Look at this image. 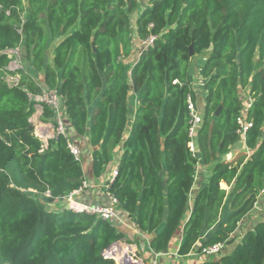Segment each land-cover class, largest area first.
<instances>
[{
	"label": "trees",
	"instance_id": "obj_1",
	"mask_svg": "<svg viewBox=\"0 0 264 264\" xmlns=\"http://www.w3.org/2000/svg\"><path fill=\"white\" fill-rule=\"evenodd\" d=\"M133 32L153 43L137 47ZM17 48L42 82L26 66L9 69ZM198 54L206 55V96L192 137ZM45 88L63 98L68 130L89 133L95 176L120 154L106 190L140 232L153 234L156 254L182 232L181 256L225 245L196 264H264V212L234 235L264 189V0H0V264H118L105 251L127 234L67 207L86 179L69 131L46 145L31 121L38 105L43 121L54 120L31 97ZM241 142L244 150L224 159ZM199 162L212 173L195 193Z\"/></svg>",
	"mask_w": 264,
	"mask_h": 264
},
{
	"label": "crops",
	"instance_id": "obj_2",
	"mask_svg": "<svg viewBox=\"0 0 264 264\" xmlns=\"http://www.w3.org/2000/svg\"><path fill=\"white\" fill-rule=\"evenodd\" d=\"M62 40V37L55 38L50 42L49 49L46 55L47 64L51 63L54 56V48L56 45ZM136 52V51H135ZM138 52V50H137ZM138 54V53H137ZM200 55V54H198ZM197 55V56H198ZM137 55H133L129 59H135ZM202 57V58H201ZM206 59L205 56H200V65L204 63ZM49 60V61H48ZM130 66V64H129ZM200 66V67H201ZM202 69V67H201ZM42 77V76H41ZM202 82L200 83L201 88L196 87V84L193 80V85L195 90L198 94V110L201 113L204 105V98L206 96V90H205V79L203 76ZM201 79V78H200ZM199 80V79H198ZM39 82H42L41 80ZM198 85V84H197ZM137 107V100L136 95L132 96V100L130 103V109H129V115H130V125L133 122L134 115L136 112ZM92 109V107H91ZM37 110H41L40 113L42 115L43 108L42 106L38 105ZM32 121V120H31ZM65 121L67 124V127L70 126V119L66 116ZM55 120L50 121H41L39 124H37L36 133L41 138L44 137V141L46 145L48 144V140L54 137L55 132ZM130 129V126H129ZM69 131V130H68ZM70 135L73 138V141L80 147L81 149V161L83 163L85 172H86V179L84 182L83 187L81 190L75 195L76 199L82 203L86 204H106V205H112L115 203V199L112 197V195L106 190L107 184L109 180L114 177L115 170L117 167V162L119 158V153L117 152L115 155V158L111 161V163L107 166V170L102 176H95L93 172V165H92V146L90 144V135L87 133L84 136H79L74 131H69ZM244 142L239 143L235 149L229 154L228 156L224 157V159H231L233 158L234 152H239L241 150H244ZM199 164V163H198ZM211 171L208 169L207 166L203 168L200 171V168L197 165V171H196V180H195V186L193 188V192H197L202 186L206 185L209 182ZM162 176L164 180L167 178V172L166 169L162 171ZM262 210H264V193H261L259 196L258 202L253 208V210L248 213L240 222L239 228L237 229V232L234 233V235L241 234L243 230H247L249 228H252L254 224L260 220L261 214L263 213ZM117 215L115 218V223L117 224L119 230L123 231L127 234V238H124L128 241V239H135L137 242L130 243L131 245H134L136 250L132 253L134 257H136L141 264H196L198 261L203 260L204 256L197 252V247L187 256H181L178 253L179 247L181 245V242L183 240V233L179 232L174 239L171 242V249L168 252L156 254L150 247V239L153 236V234H146L142 233L138 230L137 227L129 220L127 215L122 210H117ZM227 212V211H226ZM225 212V214H226ZM245 227V228H244ZM211 230H207L205 233L206 237L208 233H210ZM156 234V232L154 233ZM122 240V239H121ZM125 245V243H122V246Z\"/></svg>",
	"mask_w": 264,
	"mask_h": 264
},
{
	"label": "built area",
	"instance_id": "obj_3",
	"mask_svg": "<svg viewBox=\"0 0 264 264\" xmlns=\"http://www.w3.org/2000/svg\"><path fill=\"white\" fill-rule=\"evenodd\" d=\"M153 40H154V38L151 37L146 41H142V44H143V46H146L148 44L153 43ZM245 96H246L245 107L247 108V106L250 105L251 100L249 102L250 98L249 99L247 98V94ZM31 97L37 102L46 103L47 105H49L54 110V112H55L54 137L56 135H60V134L68 136V128H67V124L65 121L66 113H65V110L63 108V98L61 97L60 93L57 92L56 90H49V89L45 88L42 93L36 94V95L31 94ZM247 100L249 103L247 102ZM189 107L191 109V115H192V126H191L190 133H191V136L194 137L196 128L202 122V115L198 111L197 107L195 106L194 102L191 99L189 100ZM239 122L242 126V129L240 131H241V133L244 134L246 129L248 128L249 124L247 123V121L243 117L239 118ZM68 147L70 148L71 152L74 154L76 159H81L80 147L72 139H69V138H68ZM190 147H191L192 151H195L194 141H191ZM115 172H116V170H115ZM80 190H81V188L69 193L66 196L67 207L70 210H73L75 212H86L89 214L97 215V216L104 218V219H107V220L115 221V218L117 215L116 207H115L116 199H115V203L112 205L86 204V203H82L76 199L75 195ZM261 193H264V189L262 190ZM224 246L225 245L223 243H216L214 245L206 247L201 254L204 256V258L210 257L216 253H219L224 248Z\"/></svg>",
	"mask_w": 264,
	"mask_h": 264
},
{
	"label": "rangeland",
	"instance_id": "obj_4",
	"mask_svg": "<svg viewBox=\"0 0 264 264\" xmlns=\"http://www.w3.org/2000/svg\"><path fill=\"white\" fill-rule=\"evenodd\" d=\"M147 3L146 2H144L143 3V7L146 5ZM137 14H138V12L137 13H135L134 15H133V19H134V21H135V19H136V16H137ZM132 29L133 30H135L134 29V24L132 25ZM132 38H133V40H134V42H135V44H136V46L137 47H143V44H142V41H139L138 40V37L136 36V34L133 32L132 33ZM11 54L14 56V59L12 60V62H11V64H10V66H9V69H11V70H16V69H18V68H21V67H25L26 66V68L30 71V73L31 74H33V76H35L36 78H37V80L38 81H40L41 80V72L39 73V72H37V71H35L34 69H33V67L31 66V64L30 63H28L25 59H24V57H25V54H24V52L21 50V49H14V50H12L11 51ZM200 56H205V54H200V55H198V56H196L195 57V59H194V63H193V65H192V76H193V80H194V83L196 84V87H199V88H201V86H200V83L202 82V69H201V65H200V60H199V58H200ZM202 58V57H201ZM49 61V60H48ZM201 66V67H200ZM201 78V79H200ZM199 79V80H198ZM6 80H7V82L9 83V84H16L18 81H19V75H17V76H13V75H7V77H6ZM198 84V85H197ZM58 92V91H57ZM244 94H243V97L245 98L246 96V93L245 92H243ZM40 111L41 110H37L35 113H34V115L32 116V118H31V120H32V123H33V125L35 126V129H37V124H39L41 121H43L42 120V115H41V113H40ZM37 132V131H36ZM43 139H44V137H42ZM240 152V151H239ZM239 152H234V157H236V155H238V153ZM198 167L200 168V171L203 169V168H205V166H203V164H202V162H199V164H198ZM209 169V168H208ZM262 212H264V210H262ZM245 228V227H244ZM121 242H124V243H127V244H130L127 240H125V239H122V240H120ZM123 246H126V245H123ZM136 250V248L134 247V245H132V249L131 250H127V252H129L130 254H131V256L136 260L137 258L136 257H134L133 256V252ZM115 257H116V255H115ZM138 260V259H137ZM138 262H140L139 260H138Z\"/></svg>",
	"mask_w": 264,
	"mask_h": 264
},
{
	"label": "water",
	"instance_id": "obj_5",
	"mask_svg": "<svg viewBox=\"0 0 264 264\" xmlns=\"http://www.w3.org/2000/svg\"><path fill=\"white\" fill-rule=\"evenodd\" d=\"M191 54L193 55L194 54V51L193 49L191 48ZM220 109H221V106L217 109L216 111V114H219L220 113ZM123 242H121L120 240L114 242L106 251H105V254L108 255V256H111L113 258L116 259L117 263L118 264H141L140 262H138V260L134 259L131 254L129 252H125V254L117 259L115 257V254H116V250L114 249L115 246H121ZM125 245L128 247L129 250L132 249V245L131 244H127L125 243Z\"/></svg>",
	"mask_w": 264,
	"mask_h": 264
},
{
	"label": "bare ground",
	"instance_id": "obj_6",
	"mask_svg": "<svg viewBox=\"0 0 264 264\" xmlns=\"http://www.w3.org/2000/svg\"><path fill=\"white\" fill-rule=\"evenodd\" d=\"M115 250H116V258L117 259H119V258H121L124 254H125V252H127V250H129L128 249V247L127 246H115V248H114Z\"/></svg>",
	"mask_w": 264,
	"mask_h": 264
}]
</instances>
